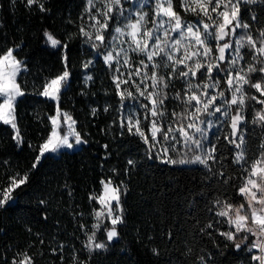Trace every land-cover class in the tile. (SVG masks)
Listing matches in <instances>:
<instances>
[{
  "label": "trees",
  "instance_id": "16d2710c",
  "mask_svg": "<svg viewBox=\"0 0 264 264\" xmlns=\"http://www.w3.org/2000/svg\"><path fill=\"white\" fill-rule=\"evenodd\" d=\"M41 2L48 11H40L36 4L29 8L26 0H15V3L0 0V53L20 45L14 54L27 65V71L18 78L25 95L18 99L16 108L22 145L18 146L13 139V129L0 123V189L11 183V176L26 171L29 174L28 183L13 192L14 202L0 208V264H12L14 259L22 258L21 253H27L33 264H74L73 255L85 264H202L201 256L205 257L203 264H256L251 260L256 252L236 251L231 242L219 235V231L228 230L226 223L214 224L219 231L207 229L213 232L211 237L199 231L209 220L221 219L215 216V211L224 201L246 203L237 191L242 179L234 170L240 166L231 163L233 149L224 140L225 133L219 136L217 146L225 145L221 150L229 153L227 171L233 173L235 179L228 184L222 182L224 177L207 179V170L201 165L164 164L155 158L154 151L153 158L149 159V145L127 131V116L133 115L141 120L151 140L150 120L144 119L146 109L141 107L149 102L139 96L132 81L122 85V89L132 92L136 99L126 98L121 102L112 80L114 74L118 75L114 71L118 65L114 63L109 68L103 59L107 49L92 48L91 42L80 34L82 25L93 31L92 22L84 14L87 0ZM177 10L186 20L198 19L182 8ZM242 11L250 21L252 16L258 17L257 21H251L252 32L257 35L260 22L264 21V6L247 5ZM82 14L84 19H81ZM113 24L114 21L110 22V30ZM46 30L67 45L63 51L69 57L71 75L60 107L76 121L77 131L86 142L76 151L47 154L33 169L39 145L52 128L48 117L56 114L55 102L38 95L37 91L64 67L62 50L51 47L44 36ZM109 32L104 33L106 42ZM142 59L146 62V58ZM89 60L92 65L85 69L83 64ZM133 60L134 71L140 57ZM158 71L166 75L168 69ZM124 73L122 79H127L128 69ZM88 75L92 76L91 81L86 80ZM132 79L140 84V77ZM221 82L226 84L224 77ZM172 83L175 87L166 90L169 99L165 101L168 115L164 122L175 126L170 113L180 112L184 105L173 98L177 91H182V81ZM144 85L140 84L141 89ZM249 106L245 115L250 121L254 114L253 106ZM121 123L125 124L124 128ZM245 128L248 146L256 153L264 129L251 123ZM226 131L230 132V128L226 127ZM171 153L174 159L181 158L178 149ZM128 160H134L135 166H129ZM213 167L226 171L219 164ZM102 179H111L115 185L123 181L126 186V194L121 197L125 223L117 225L119 238L108 243L106 250L89 253L83 242L89 230L95 231L91 227L96 223L93 210L101 208L96 199L89 197L101 194ZM216 197H220L221 203L215 204V211H207ZM42 200L44 204L40 203ZM81 224L85 225L84 230ZM105 224L111 227L108 220ZM96 235L98 240L106 242L103 230ZM61 244L63 251L59 248ZM225 244L229 246L224 247Z\"/></svg>",
  "mask_w": 264,
  "mask_h": 264
},
{
  "label": "snow or ice",
  "instance_id": "6c2138e0",
  "mask_svg": "<svg viewBox=\"0 0 264 264\" xmlns=\"http://www.w3.org/2000/svg\"><path fill=\"white\" fill-rule=\"evenodd\" d=\"M12 2L15 3V0ZM126 2L131 3L130 8L125 7ZM99 3L102 7H97V0H87L84 14L92 22L90 27L93 31L86 30L87 26L82 25L79 29L80 34L91 42L94 49L101 46L108 49L111 41H118L121 44L127 42L128 49L117 50L113 47L110 51H106L103 56L104 62L109 68L114 63L118 65L114 70L118 75L114 74L112 80L121 102L126 98L136 99L132 92L122 89V85L132 81L139 96L151 105V107L149 104L141 105L146 109L144 119L150 120L151 140L142 128L141 120L134 118L133 115L127 116V131L138 135L146 145H149V159L153 158L151 153L156 150L155 158L160 159L164 164L201 165L207 170V179L224 177L222 182L228 184L235 179L233 173L227 171L226 161L229 153L221 150L225 145H220L218 148L219 136H216L215 141L208 139L206 128L217 124L220 126L219 130L224 127L230 128V132L225 133L224 140L233 149L230 153L231 163L240 166L234 170L241 174L242 179L237 191L246 203L226 200L222 203V207L215 211V204L221 203L220 197H216L210 202L212 207H208L207 211H215V216L221 219L214 222L209 220L200 227L199 231L211 237L213 232H208L207 229L219 231L214 224L226 223L234 231H219V235L231 242L236 251L247 250L251 253L255 249L260 254L252 255L251 260L256 264H264V137L261 138L257 152L253 153L244 134L245 125L248 123L264 129V108L256 111L250 121L245 115V109L250 107L247 104L249 99L264 104V100H257L250 91L255 89L264 96V21L260 22L258 34L254 35L251 21H257L258 17L252 16L250 21L242 11V7L247 5L264 6V0H179L178 4L176 0H99ZM150 3L153 6L145 10V6ZM34 4L40 11H48L41 0H26L27 7L30 8ZM178 8L200 19L197 23L187 21L177 10ZM84 14L81 19H84ZM113 21L116 26L111 28V31L116 35H112L111 40L106 42L104 33L110 31V22ZM173 33L178 35L174 37ZM44 36L51 47L62 50L61 62L64 67L61 73L41 86L42 90L37 91L38 95L55 102L56 114L48 117L52 128L50 134L39 145L38 154L32 164L33 169L41 164L42 159L47 158L46 154H55L62 148H73L74 144L70 143L69 137L74 138L75 145L86 142L82 139L81 133L75 129L76 121L68 113L62 112L60 107L61 97L71 75L69 57L63 51L67 45L62 44L60 39L47 30ZM121 37H127V41L121 40ZM19 47L20 45H16L0 53V123L9 125L14 130L13 139L18 146L22 145L23 137L17 124L16 108L18 99L25 95L18 78L21 73L27 71L24 61L14 54ZM129 52L146 57L147 62L140 60V67H136L133 71L134 60ZM225 61L227 65L222 67ZM241 61L243 66L240 64ZM91 65L92 61L89 60L83 64V67L87 69ZM121 68L128 69L127 79H122L125 73ZM162 68L168 69L166 75L158 71ZM217 69L226 73L224 82L230 96H226L224 90H218L215 94L209 93V89L220 88V79L213 76L214 70ZM133 76L140 77V84H145L143 89L140 84L135 83ZM92 79L91 75L86 76L87 81ZM173 80L182 81V91H177L173 98L184 105L180 112L173 110L170 113L175 127L171 123L164 122L168 115L165 101L169 99V95L166 90L175 87ZM146 81H151L150 85L146 84ZM193 81L198 82L193 83ZM149 87L152 91H148ZM95 112L96 110L93 109V115ZM217 114H221L223 120ZM210 117H216V121L208 119ZM64 126L67 130L62 134L61 129ZM120 126L124 128L125 124L121 123ZM177 145H181L186 152L199 154H195L191 159H173L169 152H176ZM127 163L134 167L136 162L128 160ZM215 164H219L226 171H218L213 167ZM127 172L126 168L125 173ZM10 180L8 186L0 189V208L9 205V202H14L13 192L28 183L29 174L27 171L22 175L17 173L11 176ZM101 184L103 193L89 197L90 200L96 199L101 205L100 210H93L96 223L91 227L95 231L89 230L86 233L87 240L83 242L84 249L89 253L106 250L108 243L119 238L117 225L125 223V210L121 199L122 195L126 194L123 181L113 185L111 179L107 181L102 179ZM40 203L44 204L45 201L42 200ZM105 219L110 221L111 227L104 223ZM80 227L81 230L85 229L83 224ZM101 230L106 234V242L97 239L96 234ZM169 236L171 238V234ZM213 243H216L215 240ZM228 246L224 245V247ZM59 248L63 251L64 245H59ZM52 251L55 253L57 250L54 248ZM153 253L157 254L155 249ZM21 257L19 260L14 259L12 264H33L27 253H21ZM60 259L63 261V256ZM199 259L203 264L205 257L201 256ZM73 262L85 264L75 255Z\"/></svg>",
  "mask_w": 264,
  "mask_h": 264
},
{
  "label": "rangeland",
  "instance_id": "374dc122",
  "mask_svg": "<svg viewBox=\"0 0 264 264\" xmlns=\"http://www.w3.org/2000/svg\"><path fill=\"white\" fill-rule=\"evenodd\" d=\"M153 6V4H148V5H146L145 6V10H147V9H149V8H151ZM97 7H102V5L99 3V0H97ZM125 7L126 8H130L131 7V3H125ZM93 13H95V9H93ZM187 14H192V13H190V12H186ZM150 15H151V12L149 13ZM193 15V14H192ZM198 19H200L199 17H198ZM198 19L197 20H192L191 22H193V23H197L198 22ZM187 21H190V20H187ZM114 27L116 26V24H115V22H114ZM113 27V28H114ZM149 27H151V24H149ZM238 32L240 31V30H237ZM110 35H109V38H108V41H110L111 40V36L112 35H116L113 31H111L110 30ZM174 37H176L178 34H175V33H173L172 34ZM121 40H124V41H127V37H121L120 38ZM113 47H115L117 50H119L120 48H124V49H128L129 48V44L127 43V42H125V43H123V44H121V43H119L118 41H111V43H110V45H109V47H108V49L106 50V51H110ZM244 51H246V50H244ZM129 55H131L132 57H140V60H142V58H146V57H144V56H141V55H136L135 53H131V52H129ZM120 60H121V64L123 63V57L121 56L120 57ZM146 62H147V60H146ZM139 63V62H138ZM240 64H241V66H243V62L241 61L240 62ZM227 65V61H225V63H224V65H222V67H224V66H226ZM138 67H140V65L138 66ZM122 70L121 71H125L126 70V68H121ZM229 70H231V69H229ZM199 75V74H198ZM213 76L214 77H217V78H219L220 79V81H221V79H222V77H224V79H225V77H226V73L225 72H222V71H220V70H214V72H213ZM198 81H193V83H197ZM151 83V82H150ZM150 83L148 84V85H150ZM145 86V85H144ZM218 90H224L225 92H226V96H230V93H228L227 92V85L226 84H222V82H220V88L219 89H209V93L210 94H215L216 93V91H218ZM148 91H152V89H151V87H149L148 88ZM251 91V94L253 95V96H256V98H257V100H264V96H261L260 95V93H258V92H256V90L255 89H251L250 90ZM218 103H220L219 101H218ZM247 104L248 105H252L253 106V110H252V113L253 114H255V112L256 111H258V110H261L262 108H264V104H260V103H257L256 102V100H251V99H249L248 101H247ZM190 110H194V109H190ZM247 110H248V108H246L245 109V114H246V112H247ZM63 112V111H62ZM66 113H68V112H66ZM69 114V113H68ZM70 115V114H69ZM217 116H219L220 117V119L221 120H223V117L221 116V114H217ZM254 116V115H253ZM208 119H212L213 121H216V117H210V118H208ZM61 121H63V117L61 116ZM184 123L186 124L187 123V121L185 120L184 121ZM173 127H175V126H173ZM75 129L77 130V125H75ZM220 129V126L217 124L216 126H213V127H211V128H206V131H207V134H208V139L210 140V141H213L214 140V138L216 137V136H221L222 134H224V133H226V132H229V131H226V127H224L222 130H219ZM66 126H64L62 129H61V133L63 134L64 132H66ZM195 135H197V136H199V134H195ZM69 141H70V143H73L74 144V147L73 148H71V149H68V148H62V149H60L59 150V152H57V153H55V154H53V155H58L60 152H62V151H64V150H68V151H76V150H79V149H81L82 148V146H83V144L82 145H75V141H74V138L73 137H69ZM159 149V145L157 146V150ZM177 149L180 151V157L181 158H188V159H191L195 154H199V153H193V152H186V150L181 146V145H177ZM154 152H155V155H156V150H154ZM48 154H51V153H48ZM47 155V154H46ZM169 155L174 159V157H173V155H172V153H171V151L169 152ZM180 158V159H181ZM186 165H195V164H186ZM112 183H113V185H115L114 184V182L112 181ZM103 193V189H102V192H101V194ZM113 208H115V204L113 203ZM101 209V208H100ZM109 221V220H108ZM105 222H107V219H105V221H104V223ZM109 223H110V221H109ZM228 230L229 231H234V229L233 228H229V226H228ZM250 239H254V237H250ZM253 251L255 252L256 250L254 249V250H252V253H253ZM260 253L258 252V251H256V255H259Z\"/></svg>",
  "mask_w": 264,
  "mask_h": 264
},
{
  "label": "built area",
  "instance_id": "2783aa9c",
  "mask_svg": "<svg viewBox=\"0 0 264 264\" xmlns=\"http://www.w3.org/2000/svg\"><path fill=\"white\" fill-rule=\"evenodd\" d=\"M254 250V249H253ZM256 252V251H255Z\"/></svg>",
  "mask_w": 264,
  "mask_h": 264
}]
</instances>
